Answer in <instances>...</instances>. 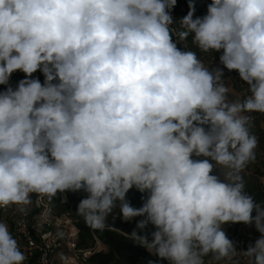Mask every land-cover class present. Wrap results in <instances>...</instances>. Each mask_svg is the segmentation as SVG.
<instances>
[{
    "label": "clouds",
    "instance_id": "clouds-1",
    "mask_svg": "<svg viewBox=\"0 0 264 264\" xmlns=\"http://www.w3.org/2000/svg\"><path fill=\"white\" fill-rule=\"evenodd\" d=\"M187 2L176 19L177 0H0V209L82 191L85 226L113 229L118 209L146 264H264V201L244 178L264 116V0H209L202 16ZM226 71L245 94L230 98ZM238 223L260 233L246 249L224 227ZM26 259L0 221V264Z\"/></svg>",
    "mask_w": 264,
    "mask_h": 264
},
{
    "label": "trees",
    "instance_id": "trees-1",
    "mask_svg": "<svg viewBox=\"0 0 264 264\" xmlns=\"http://www.w3.org/2000/svg\"><path fill=\"white\" fill-rule=\"evenodd\" d=\"M174 10L186 15V13L179 9L178 6H176ZM196 15L202 16V13L196 10ZM176 26L177 25H174V27ZM36 75L40 76V79L43 80L42 75L39 73ZM21 78H23V73H15L12 77L13 84ZM2 88L3 86H0V89ZM253 172L260 173L256 169ZM246 190L254 196L257 202L264 201V187L255 176L250 175L246 180ZM64 195L67 197L65 203H61L59 197L51 203L48 202L46 198L44 199L56 215L67 213L72 218L73 226L77 232L78 248L94 249L96 242L101 243L102 247L93 250L88 256L86 259L87 264H146L148 260L155 259V257L151 256L145 248L135 244L129 239L128 234L135 228V221L131 223L122 221L119 218L118 209L117 218L115 220H113L111 216L108 218V223L114 226L113 229H106L103 232L91 230L85 226L83 219L76 215L79 201L87 194L81 191L75 193L67 192ZM141 195V193L132 189L127 194V198L134 207H140ZM35 197L36 196L33 195L32 199ZM239 224L241 223L225 225L228 237L233 241L237 235V227ZM250 228L253 238H258L260 233L255 230L254 226H251ZM29 262H31V260Z\"/></svg>",
    "mask_w": 264,
    "mask_h": 264
},
{
    "label": "built area",
    "instance_id": "built-area-1",
    "mask_svg": "<svg viewBox=\"0 0 264 264\" xmlns=\"http://www.w3.org/2000/svg\"><path fill=\"white\" fill-rule=\"evenodd\" d=\"M187 2V0H177ZM209 0H196V4L206 10ZM176 19L184 16L182 13L173 11ZM178 25V22H177ZM33 203L28 206L27 215H22L16 207L0 209V221L9 225L13 236L18 240L21 250L25 253L30 264H45L43 257H47V264H61L57 254L63 252L68 260L66 264H87V258L94 249H80L77 247V232L73 226L72 218L63 213L56 215L45 199L37 196L32 199ZM62 231L63 239H57L56 233ZM237 248H243V238L237 237Z\"/></svg>",
    "mask_w": 264,
    "mask_h": 264
},
{
    "label": "rangeland",
    "instance_id": "rangeland-1",
    "mask_svg": "<svg viewBox=\"0 0 264 264\" xmlns=\"http://www.w3.org/2000/svg\"><path fill=\"white\" fill-rule=\"evenodd\" d=\"M177 6L179 9H181L182 11L187 13L188 3L183 2V1H177ZM196 10L200 11V13H202V15H204L206 13V10L203 7L199 6L198 4H196ZM211 55L212 54H202L201 58L207 64L211 60ZM218 56H219V54L216 55V62L217 63H218ZM225 75L226 76L230 75L232 77L231 80L228 81V83H230L231 87L233 88L234 94L230 98H234V96L236 94L243 95L246 93V87L247 86L243 82L239 81L237 73H235V72L228 73L226 71ZM254 115L256 118V120H255L256 127H255L254 131L260 137V145L257 149L256 160L254 163L249 164V166L247 167V169L244 173V178L246 181L250 175H253L258 179L259 182L262 183V185L264 187V116H262L260 114H254ZM255 169L258 170L260 173H254L253 171ZM141 203H142V201H141ZM250 227L251 226H246L242 223L239 224L237 227V235H236L235 239L237 237L243 238V240H244L243 248H245V249L250 242H254V240H255L251 234V228ZM225 230H226V228H225ZM226 233H227V230H226ZM101 247H102L101 243L96 242V244L94 246V250L100 249ZM27 264H30V262H28ZM222 264H223V262H222Z\"/></svg>",
    "mask_w": 264,
    "mask_h": 264
}]
</instances>
